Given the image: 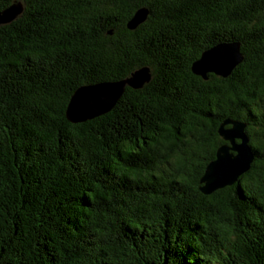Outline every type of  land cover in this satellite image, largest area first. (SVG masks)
Masks as SVG:
<instances>
[{
  "label": "trees",
  "instance_id": "trees-1",
  "mask_svg": "<svg viewBox=\"0 0 264 264\" xmlns=\"http://www.w3.org/2000/svg\"><path fill=\"white\" fill-rule=\"evenodd\" d=\"M0 264H264V0H0ZM148 10L135 29L126 23ZM238 42L226 77L200 53ZM112 109L72 123L80 85L126 78ZM245 123L254 159L204 195L199 179ZM228 126V125H226Z\"/></svg>",
  "mask_w": 264,
  "mask_h": 264
},
{
  "label": "water",
  "instance_id": "water-1",
  "mask_svg": "<svg viewBox=\"0 0 264 264\" xmlns=\"http://www.w3.org/2000/svg\"><path fill=\"white\" fill-rule=\"evenodd\" d=\"M22 11L23 6L20 1L11 2L0 10V24L12 21ZM147 15V8L136 9L126 23L127 29H135ZM242 59L238 42H221L203 50L200 56L192 61L190 69L194 75L203 79L207 78V73L226 77ZM149 80L148 66H141L132 71L128 77L120 80L80 85L68 100L65 116L72 123L93 119L110 111L125 87L138 89ZM217 132L224 142L216 148L214 158L205 165L199 179V190L204 195L232 185L249 169L254 159L248 144L249 137L245 132V123L227 119L220 123Z\"/></svg>",
  "mask_w": 264,
  "mask_h": 264
}]
</instances>
